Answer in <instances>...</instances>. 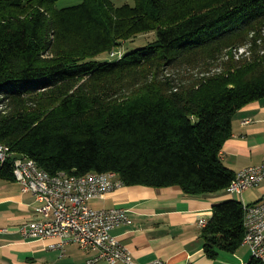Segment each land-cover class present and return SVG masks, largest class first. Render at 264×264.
Returning <instances> with one entry per match:
<instances>
[{"label":"trees","instance_id":"16d2710c","mask_svg":"<svg viewBox=\"0 0 264 264\" xmlns=\"http://www.w3.org/2000/svg\"><path fill=\"white\" fill-rule=\"evenodd\" d=\"M59 1L0 0V144L15 155L0 179L13 181L23 156L50 175L116 172L126 187L189 196L227 190L233 118L264 98V0ZM151 33L155 42L123 59H99ZM244 220L236 200L213 207L209 258L243 245Z\"/></svg>","mask_w":264,"mask_h":264},{"label":"crops","instance_id":"0c3cea01","mask_svg":"<svg viewBox=\"0 0 264 264\" xmlns=\"http://www.w3.org/2000/svg\"><path fill=\"white\" fill-rule=\"evenodd\" d=\"M221 160L235 175L263 164L264 98L235 114L233 135L223 147ZM228 200H236L243 206L262 203L264 182L241 195L224 190L189 196L174 187H123L104 199L92 201L90 206L96 210L118 208L128 211L131 224L115 229L112 234L137 264L158 259L168 264H250L252 252L244 243L235 253L220 251L215 259L205 252L204 229L199 223L203 219L210 221L213 207ZM37 207L36 197L22 193L15 179H0V264H86L95 257V253L75 244L68 245L64 253L59 248H52L60 239L23 237L21 227L40 219ZM98 264L108 263L100 261Z\"/></svg>","mask_w":264,"mask_h":264},{"label":"built area","instance_id":"2783aa9c","mask_svg":"<svg viewBox=\"0 0 264 264\" xmlns=\"http://www.w3.org/2000/svg\"><path fill=\"white\" fill-rule=\"evenodd\" d=\"M122 52V51H121ZM112 52L110 59L121 60L124 53ZM244 53V49L240 51ZM249 122L247 121L246 124ZM11 147L0 144V166L14 157ZM15 181L24 194L31 193L38 203L39 220L21 227L23 237L30 240L60 239L52 248L65 252L68 245H78L82 250L95 253L86 264H137L130 252L112 232L131 224L124 209L96 210L90 203L104 199L108 194L126 187L116 172H92L84 176L60 172L50 175L32 159L18 157L13 160ZM264 182V162L260 166L244 169L235 175L227 191L241 195L258 188ZM243 243L249 246L252 257L264 264V202L245 205ZM209 221L201 220L204 229ZM147 264H168L158 259Z\"/></svg>","mask_w":264,"mask_h":264},{"label":"rangeland","instance_id":"374dc122","mask_svg":"<svg viewBox=\"0 0 264 264\" xmlns=\"http://www.w3.org/2000/svg\"><path fill=\"white\" fill-rule=\"evenodd\" d=\"M116 6H123V5H130V6H134L135 5V0H113ZM84 2V0H60L57 3V8L58 9H64V8H69V7H73V6H77L80 5ZM157 40V36L155 33H151L148 35H142L139 36L137 38H135L132 41H128L123 43V45L120 47V49H116L114 50L115 52H121L124 54H131L139 49H142L146 46H148L149 44L155 42ZM113 51V52H114ZM112 53V52H111ZM110 53V55H111ZM101 61H111L110 57L106 54L103 55L102 57L99 58ZM170 75L172 76H176L177 74L175 72H169ZM181 77V76H180Z\"/></svg>","mask_w":264,"mask_h":264}]
</instances>
